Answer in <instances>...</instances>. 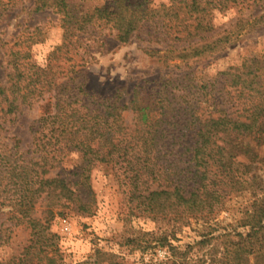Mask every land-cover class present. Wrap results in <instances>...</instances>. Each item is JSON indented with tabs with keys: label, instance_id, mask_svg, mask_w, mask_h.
<instances>
[{
	"label": "trees",
	"instance_id": "1",
	"mask_svg": "<svg viewBox=\"0 0 264 264\" xmlns=\"http://www.w3.org/2000/svg\"><path fill=\"white\" fill-rule=\"evenodd\" d=\"M151 1L113 0L81 12L73 0H0V24L15 19L17 9L56 13L62 44L49 57L67 60H72L69 54L90 56L103 30L119 45L146 30L149 38L165 43L149 53L173 55L171 60L186 64L218 43L206 42L213 30L212 10L236 2L181 0L152 8ZM17 39V45L7 50L15 82L10 88L0 84V213L8 208L10 228L23 226L29 237L18 255L1 264H65L59 238L50 230L53 218L61 214L54 209L71 205L81 214L92 213L88 173L96 163L122 172L129 200L140 214L155 223L172 222L170 232L143 233L141 239L128 238V243H137L142 251L165 249L164 264H197L189 254L209 245V264H264V181L257 177L264 172V158L258 152L264 146V74L255 59L228 68L219 81L204 88H161L147 95L146 104L139 99L144 92L136 89L128 106L119 104L116 96L91 108L81 99V89L71 92L66 83L56 82L58 74L50 67L30 62L34 35ZM3 47L5 43L0 44V53L6 55ZM38 84L42 88H36ZM45 93L51 95L52 107L48 105L28 126L30 144L21 147L16 140L5 144V119ZM126 109L135 116L131 128L124 125ZM73 154L80 161L70 170L72 179L66 180L61 176L66 171L63 165ZM58 167L61 173L51 175ZM246 193L250 204L234 227L218 235L210 228L184 248L174 245L175 233L192 220L205 225L217 212L226 211L233 197ZM42 205L44 217L38 218L36 208ZM93 257L92 264H124L119 256L100 250Z\"/></svg>",
	"mask_w": 264,
	"mask_h": 264
},
{
	"label": "rangeland",
	"instance_id": "2",
	"mask_svg": "<svg viewBox=\"0 0 264 264\" xmlns=\"http://www.w3.org/2000/svg\"><path fill=\"white\" fill-rule=\"evenodd\" d=\"M110 1L113 0H73V3L79 11L89 12ZM180 1L152 0L150 7L158 8ZM14 13L19 15L0 24V44L5 43L2 52L6 53H0V84L3 88H10L15 82L7 50L18 42L17 37L21 41L27 34L34 35L36 40L29 49L30 62L39 68L50 67L52 73L58 74L55 75L56 82L66 83V88L71 92L81 89V99H85L84 102L90 104L91 108L116 96L119 97V104L128 106L131 93L136 89L144 92L139 98L144 102L149 100V93L161 88H172L175 91L204 88L207 83L219 81L222 72L240 66L245 59H255L261 74H264V0H236L235 3H228L223 10L213 9V30L207 35L206 42L216 40L218 43L212 50L190 59L186 64L171 60L173 55L149 53L150 50L162 49L165 43L149 38L146 30L138 31L123 45H119L107 30H103L99 40H104V43L100 45L99 41L92 44L90 56L69 54L72 60L62 56L51 58L50 53L62 44L59 16L52 11L27 14L19 13L17 9ZM261 80L264 82V76ZM261 85L264 86V83ZM35 87L42 88V85ZM35 99L37 101L30 106L21 105L14 115L5 119L4 135L8 137L3 141L5 144L10 146L15 140L21 147L30 144L32 135L28 126L43 115L48 105L52 107L53 102L49 93L39 97L35 95ZM122 117L124 125L131 128L135 120L134 113L126 109ZM258 152L264 158V146ZM79 161L78 154L67 157L63 165L66 171L61 176L71 180L70 170ZM58 173H61L60 167L50 174L54 176ZM88 176L94 203L92 213L81 214L71 205L54 209L61 214L53 218L50 230L59 238V249L65 264H92L95 250L117 255L124 264H164L167 255L165 249L142 251L137 243H128L126 240L137 237L141 239L143 233L159 235L165 231L170 232L172 222L155 223L135 210V203L129 200V188L123 185L125 180L116 166L96 163L90 168ZM257 177L264 181V172H258ZM250 201L248 193L233 197L227 203V210L217 212L212 217L214 219L205 225L201 221L192 220L189 226L175 233L178 242H174V245L184 248L199 240L198 234L208 232L210 228H216L214 234L218 235L223 229L234 227ZM36 209L35 216L44 217L41 214L44 206ZM7 212L8 208H4L0 213V264L18 255L29 237V231L23 226L10 228L12 222L8 220ZM241 230L238 229L239 232ZM211 246L200 249L195 247L189 256L197 264H209L206 255Z\"/></svg>",
	"mask_w": 264,
	"mask_h": 264
}]
</instances>
